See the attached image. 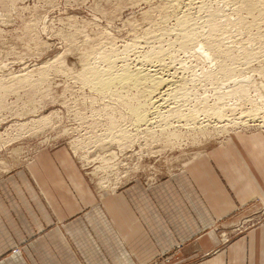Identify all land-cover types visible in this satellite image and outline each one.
Wrapping results in <instances>:
<instances>
[{
	"label": "rangeland",
	"instance_id": "374dc122",
	"mask_svg": "<svg viewBox=\"0 0 264 264\" xmlns=\"http://www.w3.org/2000/svg\"><path fill=\"white\" fill-rule=\"evenodd\" d=\"M168 2L0 0V229L6 231L0 239L8 244L4 257L27 254L37 264L38 254L49 255L40 249L46 245L61 263L68 250L56 246L64 241L72 256L84 262L86 246L100 245L103 233L108 241L110 234L120 233L107 208L119 196L126 199L133 188L145 192L157 209L165 204L167 211L178 212L190 211L186 202L192 187L216 202L234 198L225 179L237 180L243 164L248 175L264 180V23L255 18L257 12H238L232 0H205L208 12H223L212 33L205 24L209 13H198L193 5L187 10L184 5L172 7V12ZM182 10L199 19L204 35L189 51L178 47L170 31ZM225 16L250 25L229 28ZM156 25L164 26L167 34L161 40L146 39L151 31L157 34ZM249 27L251 31L244 30ZM247 31L260 41L253 43ZM209 32L217 35L209 39ZM157 46L168 53L164 65L169 64V73L186 84L188 99L184 106L179 103L180 112L193 110L196 122L175 118L166 134L154 118L148 132L115 137L119 127L133 132L121 116H126L120 111L123 106L83 86V68L106 69L102 56L109 58L112 52L117 67L133 70L138 56L160 49ZM216 49L225 54H214ZM134 91L122 95L129 99ZM213 110H220L222 118ZM96 211L105 214L106 224L99 223ZM259 211L248 204L212 229L226 244L259 223L256 217L264 210ZM75 229L82 233L70 231ZM166 259L160 256L151 264H165Z\"/></svg>",
	"mask_w": 264,
	"mask_h": 264
},
{
	"label": "crops",
	"instance_id": "0c3cea01",
	"mask_svg": "<svg viewBox=\"0 0 264 264\" xmlns=\"http://www.w3.org/2000/svg\"><path fill=\"white\" fill-rule=\"evenodd\" d=\"M242 166L244 170L240 168L235 174L237 180L231 176L225 179L234 198L225 197L222 202H216L209 193L202 192L200 196L192 187L191 197L186 202L190 211H167L165 204L157 209L149 204L145 192L133 188L127 192L126 199L119 196L107 208L112 225L117 224L120 233L110 234V241L103 233L100 245L86 246L82 255L86 262L72 256L69 246L62 241V245L56 247L68 250L64 254L65 261L60 263L58 256L49 253V247L44 245L40 249L49 255L38 254L37 264H151L165 255V264H264V214L256 217L259 223L226 244H222L219 233L212 229L216 222L248 204L257 211L264 210V180L248 175L247 164ZM95 215L100 224H106L105 214L96 211ZM70 231L82 233L80 229ZM5 233L0 229V238ZM7 245L0 239V264H34L27 254L4 257Z\"/></svg>",
	"mask_w": 264,
	"mask_h": 264
},
{
	"label": "bare ground",
	"instance_id": "6f19581e",
	"mask_svg": "<svg viewBox=\"0 0 264 264\" xmlns=\"http://www.w3.org/2000/svg\"><path fill=\"white\" fill-rule=\"evenodd\" d=\"M232 1L235 3V5H234L232 2L233 7L235 6L236 10L238 12H245L246 14H250V13L252 14L253 12H257L258 16L255 18H258L257 19L258 21L260 20V22L264 23V0H232ZM230 4H231V2H230ZM166 5H169L171 8L174 7L175 9L179 7L178 10L181 9L180 7H182L183 5L184 6L182 9H184V10H187L186 9L187 7H191L193 5L194 7L196 6L195 11H197V12L198 11L199 12L204 11V13H205V11H206L209 14H207V17H206L207 20H205L206 21L205 24L208 23L207 26L210 28L212 33L215 32L218 28L215 20L218 21L217 18L220 19V17H222L221 13H223L222 10L221 11L219 10L220 12L219 11H214L213 13L212 12L210 13V11L208 12L207 11L208 8L205 6V5H207V4H205V0H169V2L166 3ZM235 7H234V9H235ZM175 9L172 8V12ZM185 12H187V11L183 12V10H182V13H180V15H178V16H177V13H174L177 16V17H175V20H173L175 22V24H174L175 27L173 26L172 27L173 30H170V29L169 30L171 31V34L172 33L175 34V38L180 43V46H178V47H180L183 51L185 49H187L189 51L188 48H190V44L192 46L194 45L195 41L203 33L202 32L203 30L201 31L200 30L201 26L198 27V25H197V23H199V19H196V20H198V22L196 23V20L194 21L195 18L193 19V17L191 16L193 14L192 13L190 14L189 12H187V13H185ZM196 13H195V15H196ZM172 16H173V14H172ZM174 16H173V18H174ZM226 17L227 16H225V19H224L226 26L231 25V27L232 26L238 27V28L240 27L239 29H242V27L244 25H245L244 26L245 28H247L250 25V24L247 25L246 22H244L243 19L240 17H238L234 20L230 19V17L229 18H226ZM200 18H201V16H200ZM223 18H224V16H223ZM223 18H221V19H223ZM162 19H164V17ZM258 21H256V22H258ZM160 22H162V20H159L158 23L160 24ZM256 22H253V24H251V25L257 27L259 25L258 24L259 22L258 23H256ZM163 23H164V21L162 22V24ZM152 25H153V23H152ZM156 26H158L156 31H155V32H157V34L153 33L154 31L153 32L151 31L152 33L149 31L150 32V33H148L149 37L148 36H147L148 38L145 37L146 39L161 40L162 37L167 34L166 33L167 30L164 29L165 28L164 26H159V25H156ZM226 28H228V27H226ZM229 28H230V26H229ZM250 28L251 27H249L248 29H244V30H249ZM219 30H220V28H219ZM258 30H261V29H258ZM221 31H222V29H221ZM249 31H251V30H249ZM249 31H247L248 34L249 35L252 34V37L249 36V39L251 38V41H253V43L258 42V40L260 41V38H261L260 36H259L260 38H257V36H256V38H254L255 35H253V33L250 34ZM204 32H205V30H204ZM211 32H209V33H211ZM206 33H208V32L206 31ZM206 33H205V35H207ZM212 33L210 35L208 34L209 39H210V37L213 39L212 35H217L215 33L214 34H212ZM169 34L170 33H168V35ZM259 35H260V33H259ZM166 37H169V36H166ZM208 37L205 36V38H207V39H208ZM201 38H202V36H201ZM261 41H263V40H261ZM156 44H157V41H156ZM135 45H137V43H133L132 47ZM170 45H171V43H170ZM166 46H167V44H166ZM153 48H154V46H153ZM158 48H160V49L156 48L155 50L153 49L152 51H150L148 54L138 56V59H137L138 62L136 61L137 64L133 70H130V68H128L125 65H121V66L117 67L116 63L114 61H112L110 58V55H112V52L109 55V58L107 57L108 55L106 53L108 51L106 53L104 52L107 55V56L105 55L106 58L104 56H102L104 59H106V60L103 59V61H102V62L106 61V63H105L106 69L100 70L96 67H91V66H86V65L83 68V72L81 73V81L83 83V86L89 88L91 92H94L99 96L111 97L114 100L113 102L115 105L123 106V109L120 111H123V112L125 111L124 114H126V116H124L123 114L121 116H123L124 120H126L127 122L129 121L130 127L132 128L133 132L132 133L127 132L126 131L127 129L124 130L123 128L119 127L118 130L116 131L115 137H124V136L126 137V136H128V134H130V136H136L137 133L141 134L142 131L143 132H145L147 130L149 131L148 128L153 123L152 121L154 118L158 119V120H156L157 123L160 122L161 123L160 125H162L161 126V133L166 132V134L169 133V132H167L169 129L168 128L169 121L171 122L173 119L176 120L175 118H178V122H180L179 119L185 120L186 123L191 121V125L196 122V121L194 122L195 115H194L193 110L189 114H187V113L183 114L180 112L179 103L182 102L180 104L184 106L185 104H183V101L185 102L188 99V95H187V91H186L187 89L185 90V87H183L184 83L179 77H177L176 80L174 79L175 76L173 74H175V73H173V74L169 73V71L172 70L168 67L169 64H168V66L164 65V59H165L164 56L166 54H165L164 50L161 49V47H158ZM193 48H194V46H193ZM191 49H192V47H191ZM217 50L218 49L214 50L213 53L219 54V55L225 54V53H218ZM96 52H98V51H95V53ZM100 52L102 53V51H100ZM101 53H99L100 56H101ZM114 53H115V51H114ZM113 55H115V54H113ZM167 55H168V53H167ZM100 56H98V57L101 61ZM115 58H113V59H115ZM169 58H171V57H169ZM169 62H173V61L169 60ZM165 63H166V61H165ZM166 74H168V75H166ZM190 79H191V77H190ZM191 81H193V80H191ZM184 85H186V84H184ZM126 91H134L136 94L134 93V95H130L129 99H128L125 97V95L124 96L122 95V92L125 93ZM164 105L166 106V109H162V108H164ZM161 109L164 111L162 112ZM181 109H183V108H181ZM195 112H197V110ZM208 112H209V110H203L202 111V113H204V114H206ZM213 114L218 118H222V112L220 110H213ZM118 120L119 119H117V121ZM120 121L121 120H119V122ZM154 124L156 125V123H154ZM197 124H198V122H197Z\"/></svg>",
	"mask_w": 264,
	"mask_h": 264
}]
</instances>
